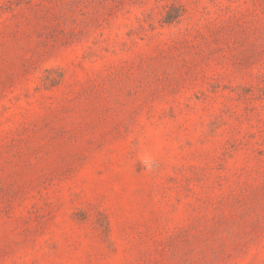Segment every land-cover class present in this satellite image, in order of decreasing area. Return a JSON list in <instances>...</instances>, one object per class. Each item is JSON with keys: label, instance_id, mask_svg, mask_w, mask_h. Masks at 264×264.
Returning <instances> with one entry per match:
<instances>
[{"label": "rangeland", "instance_id": "374dc122", "mask_svg": "<svg viewBox=\"0 0 264 264\" xmlns=\"http://www.w3.org/2000/svg\"><path fill=\"white\" fill-rule=\"evenodd\" d=\"M0 264H264V0H0Z\"/></svg>", "mask_w": 264, "mask_h": 264}, {"label": "clouds", "instance_id": "9594fccd", "mask_svg": "<svg viewBox=\"0 0 264 264\" xmlns=\"http://www.w3.org/2000/svg\"><path fill=\"white\" fill-rule=\"evenodd\" d=\"M136 159L149 172L158 165L157 154L143 142L137 145Z\"/></svg>", "mask_w": 264, "mask_h": 264}]
</instances>
